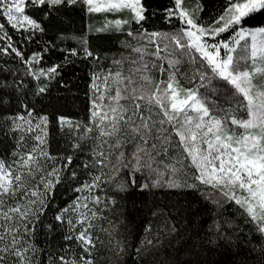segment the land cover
Wrapping results in <instances>:
<instances>
[{
  "label": "snow or ice",
  "instance_id": "1",
  "mask_svg": "<svg viewBox=\"0 0 264 264\" xmlns=\"http://www.w3.org/2000/svg\"><path fill=\"white\" fill-rule=\"evenodd\" d=\"M64 2L0 0V20L6 19V23L0 22V41L4 42L0 44V53H14L26 64L38 63L39 54L26 60L13 46L7 27L24 31L40 29V24L26 14V8L47 5L54 9ZM76 2L67 0L70 4ZM81 2L89 13L123 9L133 13L130 20L109 22L97 29L98 32L113 24L120 28L131 20L139 23L145 19L141 0ZM174 5L168 10V16L176 17L181 28L172 35L160 38L155 32L127 33L138 46L128 41L124 46L137 55L114 61L117 70L104 76L106 82L111 79L115 85L114 92L110 88L101 91L99 74L92 75L87 122L73 125L69 118L58 117L61 127L67 125L77 131L83 127L79 140L93 139V163L85 167H94L99 174H91L89 183L74 189L78 193L87 190L89 195L77 196L55 217L60 222L66 219L70 234L65 239H75L81 254L78 258H69L67 253L59 257L50 253L49 264H94L91 257L96 239L90 231L94 227L92 221L109 205H114L115 199L93 193L98 189L103 192L102 184L109 183L124 170L129 182L135 184L136 174L145 170L159 179L164 171L175 177L187 176V169H194L195 181L218 191L222 198L235 201L250 218L249 222L264 234V86L254 83L258 76H264V29L247 31L242 26L244 18L264 10V0H227L221 14L207 23L197 14L201 9L190 10L185 0H174ZM236 26H240L239 31ZM230 29L235 32L231 44L220 39ZM245 37H251L250 50L245 41L237 52L232 45L240 46ZM80 43V51L68 49L69 55L78 56L83 52L85 58L93 57L89 41L81 38ZM152 45H155L154 51ZM125 62L127 74L122 70ZM182 64L189 65V70L182 71ZM58 67L38 72L29 68L28 71L36 79L50 80ZM157 72L160 79L155 78ZM217 81L223 84L218 85ZM226 86L234 90L231 95ZM221 89L223 105L214 98ZM46 90V85L38 88L39 93ZM241 113H246L247 118ZM6 119L11 121L13 132L22 134L17 139L18 151L13 152V161L6 163L0 159V264L5 261L35 264L37 249L30 242L35 234L34 225L48 207L49 195L61 182L62 171L71 165L73 157H66V164L55 163L57 157L47 150V116L38 117L34 124L33 112L28 110L27 116ZM93 132L96 135L89 137ZM29 141L35 143L29 145ZM129 146L131 152L126 151ZM80 147V143L73 144L74 149ZM113 155L115 163L111 160ZM106 168L111 175L104 171ZM72 175L75 177V172ZM168 183L176 186L175 180L170 179ZM119 187L123 190V183Z\"/></svg>",
  "mask_w": 264,
  "mask_h": 264
},
{
  "label": "trees",
  "instance_id": "2",
  "mask_svg": "<svg viewBox=\"0 0 264 264\" xmlns=\"http://www.w3.org/2000/svg\"><path fill=\"white\" fill-rule=\"evenodd\" d=\"M141 4L145 16L143 21L136 23L131 20L120 28L113 24L100 32L97 29L104 28L109 22L130 20L133 13L128 9L89 13L81 0L74 4L65 0L54 9L47 5L26 8V14L40 24V29L24 31L7 27L13 46L22 52L24 58L28 60L39 54L40 60L26 64L14 53H0V159L6 163L13 161L12 154L18 151L17 139L22 134L13 132L11 121L6 118L27 116L28 110L33 112L34 124L38 117H48L47 150L57 157L55 163L66 164V157H73L71 165L62 171L61 182L50 193L48 207L34 225L35 234L30 242L37 249L35 264H49L50 253L56 257L65 253L69 258L79 257L82 250L77 241L65 239L70 234L66 219L60 222L55 217L77 196L89 195L87 190L78 193L74 189L89 183L91 174H99L96 168L85 167L93 163V139L79 140L84 133L83 127L79 131L67 125L61 127L58 117L69 118L73 125L87 122L94 73L99 74L103 91L110 88L114 92L115 85L111 79L106 82L104 76L109 72L115 73L117 66L114 61L137 55L124 46L126 41L137 45V41L127 35L129 31L155 32L163 38L181 28L176 17L168 16V10L175 6L174 0H141ZM226 4L227 0H185L186 7L201 9L197 14L204 23L216 19ZM45 13L49 14L46 16ZM0 22L6 23V19ZM242 26L247 31L264 29V10L244 18ZM239 30L240 26H236V31ZM233 36L235 32L230 29L220 39L231 44ZM81 38L89 41L93 57L85 58L83 52L78 56L69 55L68 49L80 51ZM245 41L250 50L251 37H245L240 46H232L239 52ZM0 44L4 42L0 41ZM151 50H155V45ZM52 66L59 67L50 80L46 77L36 79L28 71L32 68L38 72ZM180 67L182 71L189 70L187 64ZM127 69L125 62L122 69L125 74ZM155 78L160 79V73H155ZM254 83L264 86V76H258ZM217 84L222 85L223 82L217 81ZM45 85L47 90L39 93L38 88ZM226 87L228 95H231L234 90ZM223 97L221 89L214 98L223 105ZM241 115L247 118L246 113ZM237 131L242 132L243 129ZM95 135L93 132L89 137ZM33 143L35 141H29V145ZM75 143H80L81 147L74 149ZM126 151L131 152V147ZM111 160L115 163L114 155ZM51 167L49 162L48 168ZM160 167L163 170V165ZM104 171L111 175L107 168ZM193 172L194 169H187V176L173 177L164 171L158 179L145 170L137 173L135 184H131L124 170L109 183L102 184L104 191L98 189L93 194L112 197L115 204L109 205L92 221L94 227L90 231L96 239L91 257L94 264H264V234L249 222L250 218L235 201L222 198L218 191L195 181ZM170 179L175 180L176 186L169 185ZM122 183L123 190L119 187ZM192 184L196 186L191 187ZM39 188L43 190V185L40 184ZM89 206L92 207L91 204ZM71 215L75 217V213ZM5 264H11V261H5Z\"/></svg>",
  "mask_w": 264,
  "mask_h": 264
},
{
  "label": "rangeland",
  "instance_id": "3",
  "mask_svg": "<svg viewBox=\"0 0 264 264\" xmlns=\"http://www.w3.org/2000/svg\"><path fill=\"white\" fill-rule=\"evenodd\" d=\"M190 10H192L191 9V7H188ZM254 31V30H253ZM256 31V30H255ZM223 51V50H222ZM98 84H99V88H100V90L101 91H103V87H102V80H99V82H98Z\"/></svg>",
  "mask_w": 264,
  "mask_h": 264
}]
</instances>
